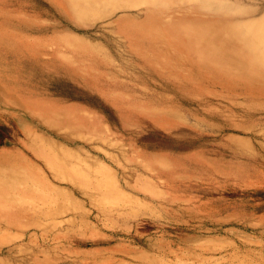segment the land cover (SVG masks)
Returning <instances> with one entry per match:
<instances>
[{
  "label": "rangeland",
  "instance_id": "1",
  "mask_svg": "<svg viewBox=\"0 0 264 264\" xmlns=\"http://www.w3.org/2000/svg\"><path fill=\"white\" fill-rule=\"evenodd\" d=\"M20 1L10 7L20 6L47 35L74 33L97 44L125 71L122 94L151 109L163 104L177 135L123 124L108 107L55 88L37 92L52 113L30 115L0 95V264H264V174L257 172L264 168V98L197 76L179 90L181 73L197 69L191 64L169 78L128 69L127 33L148 8L140 0L107 1L78 18L50 0ZM212 1L237 14L222 24L264 20V0ZM195 2L202 12L211 7L189 0L174 8ZM143 139L158 140L175 158L189 157L185 146L211 180L161 175L144 156ZM179 183L186 190L178 193ZM242 183L261 190L241 192Z\"/></svg>",
  "mask_w": 264,
  "mask_h": 264
},
{
  "label": "bare ground",
  "instance_id": "2",
  "mask_svg": "<svg viewBox=\"0 0 264 264\" xmlns=\"http://www.w3.org/2000/svg\"><path fill=\"white\" fill-rule=\"evenodd\" d=\"M11 1L0 0V95L6 99L5 103H20L30 115H35L38 110L52 113L37 92L49 93L50 88H55L61 95H81L108 107L123 124L136 122L143 127H156L177 135L176 127L166 122L163 104L159 109H151V106L141 104L137 97L122 94L126 85L119 79L125 71L123 67L115 66L97 44L74 33L49 36L40 29L42 26L33 16L21 14L20 6L13 4L16 7L11 8ZM50 1L63 14L78 18L96 11L107 1L120 0ZM140 1L147 3L148 8L138 29L130 28L127 33L134 52L128 69L137 67L169 78L183 65L191 64L197 69L191 74L181 73L182 83L177 84L179 90L183 89L182 84L197 76L209 81L218 78L216 80L236 93L244 89L248 98H264V74L257 72L264 70V20L237 26L222 24L224 18L234 19L237 14L212 0H202L211 6L205 12L196 2L174 8V4L181 6L189 0ZM52 44L56 47L53 56L45 58L43 55ZM241 59H244L243 63L237 64ZM225 65H230L235 73L225 76L220 70H210L215 69L213 66ZM107 67L113 72L106 71ZM183 96L187 94L183 93ZM175 140L182 146L186 143L183 136ZM159 144L158 140H142L143 147L147 148L143 151L144 156L161 175L172 179L175 174H180L182 182L191 180L192 175L211 180V174L196 164L185 146L183 154L189 157L175 158V151L164 152ZM160 153H167L170 159L163 158ZM257 172L264 174V168ZM182 184H178V193L186 190ZM190 189L197 190L195 187ZM238 190H252L254 195L261 187L242 183Z\"/></svg>",
  "mask_w": 264,
  "mask_h": 264
}]
</instances>
